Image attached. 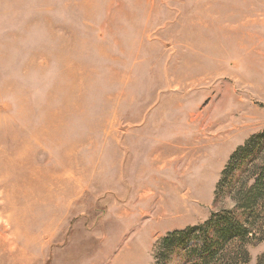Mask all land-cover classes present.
Wrapping results in <instances>:
<instances>
[{
    "label": "rangeland",
    "instance_id": "rangeland-1",
    "mask_svg": "<svg viewBox=\"0 0 264 264\" xmlns=\"http://www.w3.org/2000/svg\"><path fill=\"white\" fill-rule=\"evenodd\" d=\"M263 130L264 0H0V264H190Z\"/></svg>",
    "mask_w": 264,
    "mask_h": 264
},
{
    "label": "trees",
    "instance_id": "trees-1",
    "mask_svg": "<svg viewBox=\"0 0 264 264\" xmlns=\"http://www.w3.org/2000/svg\"><path fill=\"white\" fill-rule=\"evenodd\" d=\"M232 194L234 205L215 211L204 223L174 231L167 246L181 245L190 264H237L248 259L245 244L259 239L264 225V130L231 156L218 182L216 200Z\"/></svg>",
    "mask_w": 264,
    "mask_h": 264
},
{
    "label": "bare ground",
    "instance_id": "bare-ground-1",
    "mask_svg": "<svg viewBox=\"0 0 264 264\" xmlns=\"http://www.w3.org/2000/svg\"><path fill=\"white\" fill-rule=\"evenodd\" d=\"M242 118L248 119L249 116H247L246 114H244V115L241 116V119H242ZM237 121H238V120H237ZM237 121H236V122H237ZM233 122H234V121H233ZM233 124H234V123H233ZM233 124H226V125H228V126H229V125H232V127H234L235 124H234V125H233ZM224 126H225V125H224ZM225 127H226V126H225ZM226 129H233V128H226ZM148 196H149V193H146V194H145V197H148Z\"/></svg>",
    "mask_w": 264,
    "mask_h": 264
}]
</instances>
